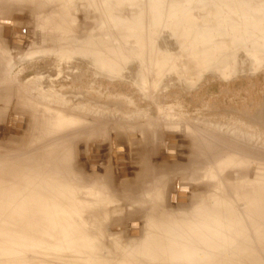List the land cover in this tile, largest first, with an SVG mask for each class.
<instances>
[{
  "label": "rangeland",
  "instance_id": "1",
  "mask_svg": "<svg viewBox=\"0 0 264 264\" xmlns=\"http://www.w3.org/2000/svg\"><path fill=\"white\" fill-rule=\"evenodd\" d=\"M2 1L0 189L11 188L14 179L7 173L21 169L27 173L21 186L26 192L36 191L58 209L79 213L61 221L72 228L67 236L72 246L66 250L53 247L57 240L34 228L33 222L21 221L19 228L1 225L0 251L13 254L0 253V264H148L131 253L139 250L134 246L142 245L141 238L162 236L172 224L179 237H186L184 245L193 244L195 231L190 226L202 210L197 205L209 201L213 205L212 194L233 193L239 180L252 179L255 172L264 186V0H162L168 6L180 3L190 15H179L180 24L168 14L159 21H118L111 38L112 22L100 16L92 0L57 3L70 6L76 19L63 18L55 9L43 12L56 24L67 22L65 35L50 34L51 38L37 31L33 6ZM131 1L114 2L119 5L115 15L121 16V10L144 17L154 4ZM143 1L148 3L132 6ZM125 24L130 26L126 29ZM154 34L157 49L179 59L147 86L140 76L149 55L134 53L112 76L107 69L98 71L86 57L71 55L89 49L88 41L106 52L109 38L115 47L123 45L119 49L124 54H131L138 48L132 37ZM187 54H194L199 62L195 64ZM46 128L54 133L45 134ZM166 148L173 149L159 158ZM89 149L93 155L87 164L84 153ZM249 155V168H234L237 159ZM147 159L155 167L163 162L172 167L168 194L161 178L138 176ZM34 173L36 178L31 176ZM212 179L219 182L208 188ZM241 247L231 243L214 247L206 261L157 259L151 264H264V243L255 259H242Z\"/></svg>",
  "mask_w": 264,
  "mask_h": 264
},
{
  "label": "bare ground",
  "instance_id": "2",
  "mask_svg": "<svg viewBox=\"0 0 264 264\" xmlns=\"http://www.w3.org/2000/svg\"><path fill=\"white\" fill-rule=\"evenodd\" d=\"M15 1H17L18 5H21L22 7L24 6L25 8H29L30 6H33L32 10L33 11L35 10L37 13L36 14V17H37V20H36L37 21V27L36 28L38 29L37 31H39V34L44 33L45 36L48 34H49L48 36H50V34H52V36L55 35L56 37H60L59 35H65L66 28L68 26H67V22L59 23V24L52 22L50 19L47 18L48 16H42L43 12H50L51 9H55L56 11H58V13L60 15L63 16V18L76 19V18H73L72 14L70 12V9H71L70 6L61 7L59 4H57V3L67 4V3L75 2L74 0H15ZM116 1H118V0H92V2H91L96 7L98 12L100 13V16L104 17V20H106L107 22H109V21L112 22L111 27H110V33L108 35L110 38L115 34L114 25L118 21L125 23V22H127L126 21L127 19L129 21H133V20H137L138 18H142V19L143 18H150V21H154V20L159 21V20H162V18L165 14L166 15L168 14V16L174 15L175 20H176V18L179 17V15L181 17H183V16L185 17V15H183V14H185L187 12V11H185V8H183L185 6H181L180 3H178V5L176 4L173 6H168V4L165 3V1L161 0L160 5H158L157 4L158 1L153 0L155 7H154V4L151 5V7L147 9V12L144 13L145 14L144 17H141L142 15H139L138 13L137 14L130 13L129 14L130 16L125 15V14H123V12H121V10L119 11L121 16L118 17L115 15L116 9L118 8L117 6H119L118 3H114ZM129 1H131V0H129ZM2 2L5 3V0ZM48 3H54L57 6H60L61 8L49 7L47 5ZM136 3L137 2H134V4L132 6L139 8L140 5H143V4L148 3V2L143 1V2H140L137 4ZM45 4H46V9H45ZM150 4H151V2H150ZM130 7H131V4H130ZM164 10H167V11L165 12ZM186 10L190 11V9H186ZM178 13H180V14H178ZM190 13H191V11H190ZM186 14L188 15L189 13H186ZM174 16H173V18H174ZM170 17H172V16H170ZM181 17H179V18H181ZM173 18H172V20H173ZM179 18H177L178 23H179ZM167 20H168V17H167ZM184 20H186V19H184ZM180 21H182V20L180 19ZM167 22H169V21H167ZM183 23H184V21H183ZM7 25H10V23ZM125 25H126V29L130 26V24L129 25L125 24ZM158 31H159V29H158ZM156 34H154V37L149 36L150 38L145 37V36H134L135 38L132 37L133 40L135 39V41H137L138 48H134V50L130 49L131 54H128V53L124 54L122 52L123 49H119V48H122L121 47L122 44L120 43V47L117 48V47H115L114 43H112L110 38H109L107 45L109 44V41H110V45H109V47H107L108 49L106 52L100 51L102 46H100L99 44H93V43H91V41H88L87 45L90 46L89 49L84 48V49L76 51L75 54H71V55H72V57L76 56V55L82 56L83 58L86 57L88 61H92L91 64L94 65L98 71L103 70V69L109 70L110 76L118 74L119 72H121V70L119 68L120 64L122 65L125 62V60L130 61L134 53L139 54V55H143V54L149 55L148 60L145 61L144 69L141 72L142 75L140 76V81L142 83H145V86H147L150 79H152V82L154 84L161 77L162 72L164 71L166 66H168L171 63H174L175 61H177L179 59L177 57L169 58L168 55H166V54L163 55L162 50L157 49V47L155 45V43L158 44V42H156V37H157V36L155 37ZM55 36H53V37H55ZM50 38H51V36H50ZM126 41L128 42V40H126ZM126 41H123V42L126 43ZM125 43H124V45H125ZM132 43L134 44V42H132ZM129 46L131 48L132 45L130 44ZM187 55H189L192 59H195V64L199 62V60L196 59L197 56H195L194 54H191V55L187 54ZM126 56H130V57H126ZM9 68L6 69V71H10ZM20 98H22V97H20ZM22 99H24V97ZM22 99H20V100H22ZM2 112H5V111H2ZM2 112H1V114H2ZM6 116L7 115L3 116V118L4 117L6 118ZM10 117H11V115H10ZM9 119H11V118H9ZM19 119H21L20 115H19ZM11 121H12V119H11ZM15 121H18V120L16 119ZM64 123H65L64 121H60L61 125H65ZM19 124H21V123H19ZM35 128H38V126H36ZM46 129H47V131L44 132L45 134H50L51 133L50 131H52V133H54V130H50L48 128H46ZM169 138H173V137H169ZM240 141H242V139ZM97 145H100V144H95L94 146H97ZM118 146L120 147L121 145H118ZM171 149H173V148H166L165 153L162 155H159V158H161L162 156H165L166 151L167 150L170 151ZM241 149L242 148H240V150ZM79 150H80V148L77 150V157H80ZM239 152H240V154L244 153L243 150H241ZM113 153H114V150H113ZM236 154H238V153H236ZM84 155H85V161L88 164V161H89L88 157L93 155V150L89 149L87 152L84 153ZM176 155H177V153H176ZM223 155H222V157H223ZM219 158H221V157H219ZM93 159H96V158L93 157ZM221 159H219L218 162H221L220 161ZM43 160H44V162L46 161L45 159H43ZM96 160H98V158ZM167 160H169V159H167ZM112 161L113 162L115 161V164L118 165V162L116 161V159L114 157H112ZM126 161H127V159L123 163H127ZM249 162H252V156L251 155H249L247 157L243 156L242 160L240 159V161L237 159L235 165L233 163V166H234V168L235 167L240 168L242 171L243 169L249 168V165H250ZM82 163H84V161ZM231 163L232 162H230V164ZM230 164L228 163V166ZM99 165L104 166L105 164L103 165V163L101 161L99 163ZM231 166H232V164H231ZM49 167H51V165ZM106 167L108 169V166H106ZM256 167H258V166H256ZM47 169L51 170L52 168L47 167ZM99 169L100 168H98L97 172H99ZM107 169L105 171H107ZM256 169L258 170V168H256ZM17 170L12 172V173H7L8 175L10 174L9 175L11 177L10 179H12V180L14 179L13 183H15V184L12 185L10 188L8 183H7V185H8L7 189L4 188L2 191L0 189V206H1L0 207V226L6 225V226H10L11 228L12 227L19 228L22 224L21 221L33 222L36 224L34 226V228L36 226H38L39 229H43V230H41V231H43V234L44 233H46L48 235L52 234L51 236H53L57 240V242H55V243H57V245L54 244L53 247H57L60 250L68 249L70 246H72V243L70 240H68L67 236H68V233L70 232L69 229H72V228H71L70 224L66 225L65 222L62 223L61 221L65 220V219L71 220V219L77 217V214L79 213V211L74 210L72 208H69L68 211L60 210V209H58L57 205L52 203L50 200H47V202H46V198L43 195L38 196V193L36 191L34 193L26 192L25 189L22 188L21 186H23V184L26 183V180L24 181L23 179H24V177H26L27 173H26V171L21 170V169L18 171ZM46 172H49V170ZM21 173L22 174L24 173L22 178H21V176H19V175H21ZM5 174L6 173H4V175ZM255 174H256V176H254L252 179L250 178L247 180H245V179L239 180L238 183L235 184V186H234L235 188H233L234 190L230 189V190H233V193H231L228 190L227 192H223V193L217 192V193L212 194V195H214V198H209L210 196H208L209 199H213L215 201L213 205L210 203V201L208 202V204L203 205V207H201L202 202H201V206L197 205L196 208H200V210L201 209L202 210L198 211V217L192 221V224L190 226L192 228V231L193 232L195 231V233L193 234V238H192L193 244L184 245L183 243L187 240V239H185L186 237H184V236L179 237L177 235V229L178 228L177 227L175 228L172 226V224H169L170 226H168L166 228V230H167V233L165 232L166 236H164L165 234H162V236H164V238H162V236H158L157 234L156 235L158 237L155 236V234L154 235L151 234L150 236L153 235L154 237L152 236V238L151 237L150 238L145 237L143 239L141 238L140 240H142L143 243L141 242L142 245L140 247L142 249L140 250L139 244H137V246H134V247H138L139 250H137L135 248L137 251H134V252L131 251V253H133L134 256L137 255V256H140V258H142L141 260L139 259L140 261H138V262H140V263L147 262L148 264H151L152 261H155L157 259H166V260L169 259L171 261H176V260H180V259L199 261L201 259H204V261H206V260L211 258V253H212L211 249H213L214 247H218V246L223 247V244L227 245V243H231L233 245L237 244V245H241L243 247V248L241 247L243 249L242 254L244 255L242 257V259H246L248 257H253L254 259L257 258L259 256V253L257 252V250H259L261 248L262 244L264 243V189H262V188H264V186L262 187V182H261L262 180L259 177L258 172H255ZM31 176H32V178L33 177L36 178L35 173L32 174ZM215 180L212 179L210 182L207 183V185L210 184V186H208V188L211 187L212 185L216 186L214 184H217L219 181L218 180L215 181ZM19 184H20V186L18 187ZM222 186H223V184H222ZM227 186H230V185H227ZM20 188L23 189L24 191L19 193L18 191H21ZM45 190H47V189H45ZM14 191H15L14 194H10ZM206 192L207 191H205V194H206ZM208 192H209V190H208ZM203 194H204V192H203ZM203 194L201 197L204 196ZM10 195H12V196H10ZM233 196L237 197V200L236 199L232 200ZM201 197L199 199H201ZM204 197H206V196H204ZM9 199H11V201H9ZM202 201H206V200L204 199ZM64 204H68V203L65 201ZM194 204L196 206V204H198V203H194ZM144 205H146V204H144ZM146 208L149 209L150 207L147 206ZM153 210H155V209H153ZM149 211H150V209H149ZM214 212H216V215H214V216H216V218L211 217V214L213 215ZM47 213H48V215H47ZM45 217H49V220H46L47 218H45ZM198 224L200 226H198ZM177 226H179V225H177ZM184 228H185L184 230H187L188 227H184ZM163 230H165V229H163ZM162 231H160V232H162ZM162 233H164V232H162ZM183 233H182V235H183ZM185 234H186V232H185ZM51 236H50V238H51ZM139 237H143V236H139ZM137 239H139V238H137ZM176 246H182L184 248V250H181L180 247L178 248ZM132 248H133V246H132ZM135 249H133V250H135ZM130 250H132V249H130ZM0 253H3L2 256L13 254L12 252H10L8 250H6V252L5 251L2 252V250H1ZM130 256H132V254Z\"/></svg>",
  "mask_w": 264,
  "mask_h": 264
},
{
  "label": "crops",
  "instance_id": "3",
  "mask_svg": "<svg viewBox=\"0 0 264 264\" xmlns=\"http://www.w3.org/2000/svg\"><path fill=\"white\" fill-rule=\"evenodd\" d=\"M152 159H147V162L144 166H142L140 172L138 173V176L140 174V179H153V180H159L161 178L163 180L164 186V193L168 194L169 189V181H170V170L172 167L166 165V162H163L162 164H157L158 167H155L154 162L151 161ZM152 165V166H151ZM160 186V185H159Z\"/></svg>",
  "mask_w": 264,
  "mask_h": 264
},
{
  "label": "water",
  "instance_id": "4",
  "mask_svg": "<svg viewBox=\"0 0 264 264\" xmlns=\"http://www.w3.org/2000/svg\"><path fill=\"white\" fill-rule=\"evenodd\" d=\"M7 26V28H10V26L9 25H6Z\"/></svg>",
  "mask_w": 264,
  "mask_h": 264
}]
</instances>
